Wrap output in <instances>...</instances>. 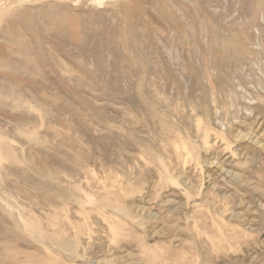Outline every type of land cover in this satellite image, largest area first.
Listing matches in <instances>:
<instances>
[{
	"label": "rangeland",
	"instance_id": "rangeland-1",
	"mask_svg": "<svg viewBox=\"0 0 264 264\" xmlns=\"http://www.w3.org/2000/svg\"><path fill=\"white\" fill-rule=\"evenodd\" d=\"M0 264H264V0H0Z\"/></svg>",
	"mask_w": 264,
	"mask_h": 264
},
{
	"label": "bare ground",
	"instance_id": "bare-ground-1",
	"mask_svg": "<svg viewBox=\"0 0 264 264\" xmlns=\"http://www.w3.org/2000/svg\"><path fill=\"white\" fill-rule=\"evenodd\" d=\"M223 143V142H222ZM228 147V146H227ZM227 147H225V148H227ZM199 223V222H198ZM207 239V238H206ZM221 245V244H220ZM212 246V245H211ZM218 247V246H217ZM148 258H149V256H148ZM148 261V260H147Z\"/></svg>",
	"mask_w": 264,
	"mask_h": 264
}]
</instances>
